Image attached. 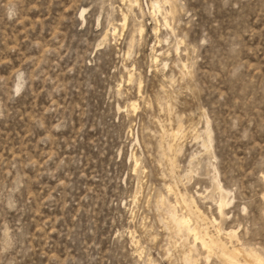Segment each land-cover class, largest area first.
I'll return each mask as SVG.
<instances>
[{"label": "rangeland", "instance_id": "rangeland-1", "mask_svg": "<svg viewBox=\"0 0 264 264\" xmlns=\"http://www.w3.org/2000/svg\"><path fill=\"white\" fill-rule=\"evenodd\" d=\"M248 254L264 262V0H0V264Z\"/></svg>", "mask_w": 264, "mask_h": 264}, {"label": "bare ground", "instance_id": "bare-ground-1", "mask_svg": "<svg viewBox=\"0 0 264 264\" xmlns=\"http://www.w3.org/2000/svg\"><path fill=\"white\" fill-rule=\"evenodd\" d=\"M157 7V6H156ZM124 21H125V17H124ZM125 23V22H124ZM142 30V28L140 29ZM171 220L173 221V223L181 228V227H186L187 229L192 228L193 230L195 229V227H191L190 224L188 223V219H186L184 216L181 218L178 217H172ZM227 234H230L229 232ZM204 235H202L200 232H195L194 233V238H200L201 242L203 245H205L207 248L210 247L209 242L206 240L205 237H203ZM236 250V252H239V248L234 249ZM230 259L232 260V263L230 264H241L235 257L233 256H229ZM247 259L248 262L253 263V264H264V262L256 255H246L245 257ZM230 262V261H229Z\"/></svg>", "mask_w": 264, "mask_h": 264}]
</instances>
